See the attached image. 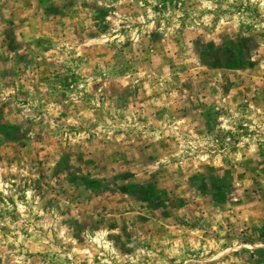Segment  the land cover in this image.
I'll return each mask as SVG.
<instances>
[{
  "label": "rangeland",
  "instance_id": "obj_1",
  "mask_svg": "<svg viewBox=\"0 0 264 264\" xmlns=\"http://www.w3.org/2000/svg\"><path fill=\"white\" fill-rule=\"evenodd\" d=\"M0 264H264V0H0Z\"/></svg>",
  "mask_w": 264,
  "mask_h": 264
}]
</instances>
